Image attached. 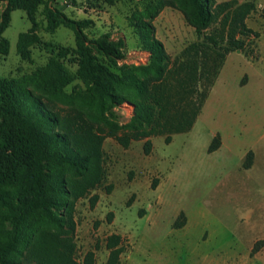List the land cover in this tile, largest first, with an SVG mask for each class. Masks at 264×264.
Returning <instances> with one entry per match:
<instances>
[{"label": "rangeland", "instance_id": "rangeland-1", "mask_svg": "<svg viewBox=\"0 0 264 264\" xmlns=\"http://www.w3.org/2000/svg\"><path fill=\"white\" fill-rule=\"evenodd\" d=\"M148 1L76 0L72 6L57 0V7L72 19L92 20L93 27L86 31L90 39L108 35L123 40L127 54L122 63L144 66L149 55L139 48L135 26L146 21ZM152 1L163 3L151 24L172 66L198 40L169 0ZM215 1L230 2L232 8L254 5L244 20L250 33L236 35L243 48L224 51L227 44L220 37L226 38L227 29L221 31V18L205 32L219 40L215 57L222 53L223 58L215 76L197 86L206 98L190 131L172 135L168 144L165 136H151L148 153L145 140L124 148L115 137L105 138L104 179L74 205L76 262L82 264L92 252L94 264H108L106 240L117 235L124 252L113 264H264V0ZM2 10L0 4V14ZM30 26L23 11L11 13L3 34L9 53L0 56V80H13L63 119L82 120L83 112L64 104L61 93L74 94L84 85L75 81L55 90L42 84L37 73L51 57L42 44L73 48L72 32L60 27L50 34L42 27L41 44L31 49V61L25 62L16 44ZM213 58L206 56L208 67ZM63 62L75 71L68 59ZM115 112L118 124L124 125L134 110L125 104Z\"/></svg>", "mask_w": 264, "mask_h": 264}, {"label": "trees", "instance_id": "trees-1", "mask_svg": "<svg viewBox=\"0 0 264 264\" xmlns=\"http://www.w3.org/2000/svg\"><path fill=\"white\" fill-rule=\"evenodd\" d=\"M67 1L76 6V0ZM0 4V56L9 53L3 34L11 13L23 11L31 26L18 36L19 58L31 61V49L41 44L42 27L50 34L64 27L72 32L75 47L43 43L51 57L37 71L39 79L55 90L75 81L84 85L74 94L61 93L64 104L83 112L82 120H71L13 80H0V264H81L73 257L74 205L104 179L105 138L115 137L124 148L145 140L148 153L151 136H165L168 144L172 135L190 131L206 98L197 86L215 76L223 58L222 53L218 60L215 57L219 40L205 32L221 18V31L227 29L226 38L220 37L227 44L224 51L241 50L243 41L236 35L250 33L244 20L254 5L232 8L230 2L215 0H169V7L182 15L198 40L170 66L172 61L151 24L163 3L150 0L143 14L146 21L135 26L148 63L132 66L122 63L127 54L123 40L108 35L90 39L86 31L93 21L70 18L57 7V0H0ZM206 56L214 57L209 67ZM67 59L75 71L65 66ZM125 104L134 113L127 124L119 125L115 110ZM118 132L123 135L118 137ZM214 149L210 147V152ZM106 249L107 263L113 264L112 259L124 252L120 237H108ZM82 264H94V254L87 253Z\"/></svg>", "mask_w": 264, "mask_h": 264}]
</instances>
